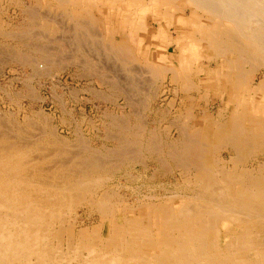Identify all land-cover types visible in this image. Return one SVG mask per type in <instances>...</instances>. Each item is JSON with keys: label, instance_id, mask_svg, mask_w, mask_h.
Segmentation results:
<instances>
[{"label": "bare ground", "instance_id": "6f19581e", "mask_svg": "<svg viewBox=\"0 0 264 264\" xmlns=\"http://www.w3.org/2000/svg\"><path fill=\"white\" fill-rule=\"evenodd\" d=\"M57 1L60 4L70 2V0H57ZM140 1H143V0H140ZM154 1H160V0H154ZM167 1L169 3H174V2L177 3L178 2L177 0H167ZM190 1H191V3H194L196 6H198V8L203 10L202 13L203 12L208 13L212 16V18H214V20L212 19L214 22V25L206 33L207 34L206 43L208 44L209 52H211V54L215 53L217 55V57H216L217 59L214 58L213 61H215V63H217L218 67L219 68L224 67V68L228 69L227 74L222 73V74H225V78H226V79L224 78L226 80L225 81L226 82L225 88L227 89L226 91H228V88L230 87L231 92L228 91L230 94L235 92V91L240 92L239 91L240 89L243 90V93H244V95L240 97L241 99L237 100V101H235L236 99L234 100L233 97H229V100L231 98L229 103H232V106L234 105V107H235L230 112L231 113L230 117H232V120L230 119V117H228L231 120V125H229V126L226 125V123H221L219 121L218 122L215 121L216 123H212V125L208 124V126L205 127V131H206L205 133L204 132L203 133L202 132H195L192 135H190L189 134L190 132H188L186 129L188 126L187 127L184 126L182 128V126L179 124L181 126V135L185 138V140L182 139V141H184L183 142V144H184L183 145V151L185 152L186 155L183 157L182 154L180 152L176 151L175 148L172 146V147H169V148H171L169 151V156L171 158H173L178 163V166L181 165L183 168L186 169L185 172L188 175V176H186V177H188L187 179L188 180L191 179L190 181L193 183V185L197 186L198 189H192V195H184V196L181 195V197H178L177 194H176L177 196H171L170 195L171 197H169V196L166 197L165 195H164L165 197L159 196L160 198L158 196H157L158 198L153 196L156 199L155 201H152V202L150 201L147 204H144L145 202L143 201L144 202V203H142L143 207H141V208L138 207V209L133 210V212H131L128 207L124 206L125 202H124L123 198L120 199V201L116 202V204H114L115 202L113 203V201H112V204H113V206H112L111 199L114 197V194H116V193L114 192V190L112 188L109 187V185L107 183V180H108L107 177H106V179H107L106 180V179H104V176L102 178V177H100L101 175H99L98 173L101 171H104L105 169H109L108 167L110 165L109 164L110 161L112 162V161H114V159H117V158H118V160L119 159L123 160L124 158L126 160V158H128L127 155L130 154V156H132V153L136 152L137 148H136V146H134L135 143L134 144L129 143L128 141L125 140L127 137L126 138L123 137V136H127L126 134L123 133L124 134V135H122L123 138H121V140H119L120 141L119 144L120 143H121V145L123 144L122 150L121 149L119 151L117 150V152L115 151L116 152L115 153L113 151L114 149L112 150L111 148L107 147V149H110V151L112 150V152L115 153V156H117L116 158H114L115 156L111 157L114 153L112 155H110L109 157H107V155H106V158H104L105 155L104 156L102 155L103 156L102 157L101 155L98 154L99 155L98 156L96 153H94L97 149L94 152L93 151H87V153H88L87 157L78 156V152L82 154L81 151H83L85 146L88 145L87 143L85 145L84 141H82L83 139H81L82 137L80 138V136L77 138H80L81 142H83V143H80L79 146H80V148L81 147H84V148L82 150H79L78 152H76L77 151V149H76V151L74 152L75 154L74 153L72 154V152L75 149H73V151H72L70 148V150L72 151L71 152L72 155L70 154L68 156V155H66V154H68L67 151H69L66 148L67 143L62 140L63 136L61 137V139L59 137H57L56 130L53 131L52 130L53 127L51 128L49 125L50 122H48V125L40 124L42 127H38V128L35 125L36 128L33 130L38 129L39 132L41 131L40 135L38 134L39 137L36 136L37 138H35L32 136L33 132H32V134L29 132L31 134V138L28 137V138H30V139H28L27 137H25L26 139H28L27 141H26V139L22 138L23 135L21 136L20 132L19 133L16 132L15 135H13L14 132L11 131V132H13V133H11L10 131H8L9 129L7 127L4 128V126H2L3 124H1V122H0V127H1L0 128V264H264V104L261 103V101L258 102L259 100H253V98H255L254 95H256V96L258 95L257 97L260 96L259 98H261V96L264 95V73L262 74L263 80H261L260 84H255L254 81L248 82V80L245 77V71H244L246 64H251L254 67H258L257 69L264 68V0H190ZM112 2H113V0H112ZM78 3H79V1H78ZM116 5H117V3H116ZM77 6H78V4H77ZM175 6H177V5H175ZM134 7H135V5H134ZM112 8H113V6H112ZM24 9H22V11ZM148 9H149V7H148ZM161 9H163V8H161ZM189 9H190V7H189ZM102 10H103V8H102ZM115 10H117V9L115 8ZM60 11H62V10H60ZM25 12H27L29 19L31 21L37 20L38 14H39L38 8L35 9L34 6H33V8L31 6H28V9L26 8ZM83 12H84V10H83ZM141 12H143V11H141ZM65 13L66 12H64L63 14H65ZM96 13H97V11H96ZM107 13H108V11H107ZM115 13H116V11H115ZM164 13H166V12H164ZM83 14L85 15V12ZM65 16L66 15H64V17ZM49 17H50V15H49ZM67 17H68V14H67ZM126 17H128V16L126 15ZM25 18H28V17H25ZM78 18L80 20L82 29H83V27H85L84 29H86V26H89V25H87L88 24L87 21L89 22V20H87V19H91V17L89 18L87 16H81L80 15ZM164 18H165V16H164ZM30 20H29V23H30ZM95 20H96V18H95ZM108 20H109V18H108ZM54 21H56V20H54ZM166 21H168V20H166ZM26 22H27V20H26ZM64 22H63V24H64ZM90 22H91V20H90ZM143 22H145V20H143ZM33 23L31 22V25H32V26L30 25L31 27H33V25H34ZM59 23H57V25ZM103 24H104V21H103ZM199 24L201 25V23H199ZM211 24H213V23H211ZM59 25L61 26V23ZM138 26H136L135 28H137ZM92 27L94 28L95 25L91 26V28ZM100 28L98 26V30H97L98 32H100L99 31ZM195 28H198V27L195 26ZM35 29H36V27H35ZM94 29H96V28H94ZM87 31H88V33L90 32V30H87ZM102 31H101V35H102ZM115 31H116V29H115ZM1 32H2V30H1ZM96 33H95V35H96ZM160 33H162V32H160ZM39 34H41V32ZM90 34H91V32H90ZM90 34L88 35V37L90 36ZM91 35L93 36V34H91ZM95 37L97 38L99 36H95ZM101 37H99L100 39H97V41L101 40V39L102 40L105 39V38L103 39ZM122 37H124V36H122ZM171 37L172 36H170V38ZM36 38H38V36ZM16 39H17V37H16ZM40 39H42V38H40ZM61 39H63V38H61ZM83 39H85V38H83ZM133 39H134V36H133ZM176 39L178 40V38H176ZM196 39H197V37H196ZM88 40L81 41V44L85 41L88 42ZM185 40H186V38H185ZM97 41L95 40V42H97ZM107 41H109V40H107ZM166 41H167V39H166ZM201 41H203V40H201ZM62 42H63V40H62ZM67 42H68V40H67ZM91 42H92V40H91ZM95 42H93L92 45L95 46ZM204 42H205V40H204ZM54 43H55V41H54ZM76 43H78V41ZM107 43L108 42H106V44ZM106 44L104 43V45H106ZM110 44H108V45H110ZM177 44H178V42H177ZM65 45H66V42H65ZM101 45L103 46V42ZM115 45H113V46L115 47ZM195 45L197 46L198 42ZM31 46L32 45H30L29 48ZM117 46H118V44H117ZM194 46L192 48H194ZM198 46L200 47V45H198ZM108 47H110L109 48L110 50H108ZM108 47L104 46L103 50L105 51L104 48H107L106 50H108V51H106V52H109V51L111 53L114 52L113 54H115V55L109 56L110 52L107 55L110 57V59L113 58L112 60L116 61V59H114V57L116 56L117 49L115 51L114 50L115 48H113L112 46H108ZM159 47H157V48H159ZM47 48H50V47H47ZM78 48H80V47L78 46ZM90 48H95V50H96V47H90ZM192 48H189L186 50L190 51ZM195 48H196L195 50L197 52L198 51L197 49H199V48L198 47H195ZM100 49H101V47H100ZM100 49H97V50H100ZM35 50L37 52H41L42 56L44 57L43 58L41 56L44 59V62H45V60L49 61L48 59L51 58V57L48 58V56H47L49 54V52L51 51V49L50 50L45 49V46H44V48H36ZM137 50H139V49H137ZM195 50H193V52H195ZM123 52H125V51H123ZM135 52H138V51H136V49H135ZM26 56H27V54H26ZM125 56H126V54L124 55V57ZM165 56H166V54L162 58H165ZM196 56H198V55H196ZM16 57H18V56H15V58ZM21 57L23 58L24 63H25V61H26L25 58L22 55L19 56L20 59H22ZM118 57H120V56L118 55ZM45 58H47V59H45ZM148 58H149V56H148ZM158 58H160V57H158ZM162 58H160V59H162ZM210 58H212V57H210ZM140 59H141V57H140ZM218 59H221V61H219ZM100 60H102V59H100ZM196 60H197V58H196ZM55 61H52L50 59L49 62H55ZM64 61H66V60H64ZM127 61H128V59H127ZM127 61H124V62L126 63ZM100 62H102V61H100ZM108 62H109V58H108ZM145 62H146V60H145ZM29 63H30V61H29ZM105 63H107V62H105ZM120 64H121V62H120ZM146 64H147V62H146ZM150 64H152V63L150 62ZM154 64H156V63H154ZM38 65H40V64H38ZM46 65H48V64H45V66ZM101 65H102V63H101ZM123 65L128 66V63L123 64ZM45 66H43V67L45 68ZM51 66L54 67V65H51ZM51 66H49V67L52 68ZM43 67H41V68H43ZM49 67H47L48 70L50 69ZM109 67H108V69H113V67L112 68H109ZM129 67L130 68L128 70L131 69V66H129ZM152 67L155 68V66H152ZM156 67L158 68V66H156ZM58 68H59V66H58ZM115 68H116V66H115ZM119 68H120V66H119ZM144 68H143V70H144ZM108 69H106V70H108ZM149 69L150 68H147V70H149ZM218 69H216V70L218 71ZM42 70H41V72L43 73L44 71H42ZM102 70H103V68H102ZM153 70H155V69H153ZM161 70L162 69H160V71ZM195 70H197V69H195ZM213 70H214V68H213ZM119 71H120V69H119ZM151 71H152V69H151ZM202 71H203V68H202ZM35 72H37V71H35ZM142 72H144V71H142ZM92 73H94V71ZM152 73H153V71H152ZM155 73L157 74L158 72L155 71L153 73V75H155ZM183 73H184V71H183ZM195 73H198V72H195ZM232 73H233V75H231ZM34 74H32V75H34ZM46 74H48V73L46 72ZM102 74H103V72H102ZM108 75L109 74H107V76ZM114 75L116 77V73ZM152 76L150 78H152ZM169 76L171 77V75H169ZM174 76H175V74H174ZM109 77L112 78L113 76H108L107 78L109 79ZM115 77H113L112 79L114 80ZM155 77H157V76H155ZM155 77L153 76V78H155ZM159 77L160 76L158 75L157 78H159ZM207 77H210L209 74ZM202 78H204V77H202ZM132 79H133V76H132ZM183 79H185V78H183ZM179 80H181V79H179ZM130 81L128 80V84ZM137 81H141V80H137ZM137 81H136V84L138 85L137 87H140V89H142L141 87L144 86L145 84L140 86V83H142V82L138 83ZM190 81H192V80H189V82ZM214 81H216V80H214ZM105 82H106V80H105ZM118 82L119 81L116 82L117 85H120L123 83L122 84V87H123L124 83H126V80H125V82L123 81L120 84H118ZM219 82H220V80H219ZM116 83H114L115 87H116ZM108 84H109V82H108ZM150 84H151V81H150ZM159 84H163L162 81ZM131 85H132V83H131ZM176 85H178V84H176ZM133 86L135 88L136 85L134 84ZM104 87H105V85H104ZM115 87H111V89H113ZM117 87H116V89H117ZM126 87H127V85L125 87H123V89L125 88L127 90L128 88H126ZM159 87H161V85ZM118 88H121V86ZM156 88H157V86L155 87V90L157 91ZM123 89L121 88V90H123ZM136 89H138V88H136ZM150 89H151V87H150ZM196 89H197V87H196ZM155 90H152V91H155ZM124 91L125 90H123V92ZM127 91H125V92L127 93ZM132 91H134V90H132ZM148 91L146 94L149 93ZM152 91H151V93H152ZM158 91L160 92V90H158ZM108 92H110V91H108ZM118 92H122V91L119 90ZM154 93H156V92H154ZM199 93H200V91H199ZM113 94H114V92H113ZM173 94H175V93H173ZM246 94H247V97L245 96ZM105 95L107 96V94H105ZM119 95H120V93H119ZM131 95L132 94H130V96ZM154 96H155V94H154ZM154 96H153V98L156 97V96L155 97ZM188 96L191 97L192 95L188 94ZM197 96H198V94H197ZM123 98H126V100L128 99L127 101H129V103H130L131 100H129V96H125ZM130 98H132V97H130ZM180 98H183V97H180ZM155 101H156V99H155ZM226 102L225 103L228 104V101H226ZM129 103H128V106H129ZM131 103H133V102H131ZM136 103H138V102H136ZM220 104H222V102ZM133 105H134V103H133ZM144 105L145 104H143V106ZM184 105L185 104H183V106ZM190 106L192 107V105H189L186 108H189V110H190ZM165 108H164V110H166L165 112H167L168 110ZM169 108H170V106H169ZM192 108H194V106ZM192 108H191V110H192ZM137 109H138V107H136L135 110H137ZM132 110H134V108L131 109V111ZM144 110H146V108ZM151 110H152V106H151ZM156 110H158V109H156ZM173 110H174V107H173ZM154 111H155V109H154ZM159 111H158V113H159ZM176 111H175V113H176ZM137 112H139V110L136 111L135 113H137ZM167 113H165V114H167ZM131 114H132V112H131ZM190 114H189V116H190ZM169 115H167V117ZM219 115H221V114H219ZM110 116L112 117L111 114H110ZM141 116L142 115L140 114V118H141ZM39 117H41V116H39ZM43 117L44 116H42L41 118L44 119ZM116 117L117 116L115 115V120L117 119ZM159 117H160V115H159ZM172 117L174 119V116H172ZM202 117H203V115H202ZM123 118H125V117L122 116L121 120H119V117H118L117 121H122ZM133 118L135 119V117H133ZM140 118H139V120H141L140 122H142L144 118L143 119H140ZM163 118H164V115H163ZM48 119H50V118H48ZM113 119H111V120H113ZM173 119H172V121H174ZM47 121H49V120L46 119V122ZM136 121H137V119H136ZM145 121L146 120H144L143 122H145ZM169 121H171V120H169ZM175 121H176V119H175ZM41 122H42V120H41ZM42 123H44V122H42ZM110 123H113V121ZM116 123H118V122H116ZM113 124H111V126ZM116 125H113V126L116 127ZM122 125H124V124H122ZM142 125L144 126V124H142ZM142 125L140 123V126H142ZM190 125H191V123H190ZM38 126H39V124H38ZM133 126L135 128L137 127L136 130H138L139 126H136L135 124H133ZM158 126L160 127V125H158ZM2 127L4 129H2ZM32 127H34V126L32 125ZM32 127H31V129H32ZM6 128L8 130H6ZM145 128H146V126H145ZM17 129H19V128H17ZM31 129H29V130H31ZM118 129H119V127H118ZM125 129H127V128H125ZM140 129L142 130V127L139 128V130ZM152 129H154V128H152ZM33 130H31V131H33ZM38 130L36 132L34 131L35 135H37ZM148 131H150V130H148ZM107 132L109 133V130H107ZM111 132H113V131H111ZM133 132H136V131H133ZM154 132H155V130H154ZM154 132L152 131L151 135H153ZM24 133H25V131H24ZM156 133H158V132H156ZM27 134L28 133H26V135ZM133 134L134 133H132L130 137H132ZM142 134L139 135V137L142 138L144 136V134L143 135ZM177 134H178V132H177ZM109 135L110 134H108L106 136L108 137ZM113 135L112 136L114 138L115 134H113ZM116 135H117V133H116ZM118 135L120 136L119 133H118ZM156 135H155V137H156ZM119 136H117V138ZM134 136H135V134H134ZM136 136H138V134H136ZM110 137H111V135H110ZM77 138H76V140L78 141ZM80 139H79V141H80ZM123 139L125 140V143H124ZM131 139H133L134 142L137 141V139L135 141L134 137ZM146 139L147 138L145 137V140ZM23 140H25V141H23ZM64 140H66V138ZM148 140H150V139H148ZM158 140H160V138ZM152 141H153L152 149H154L156 151L158 150L159 152L161 150V152H162V150L164 148L163 149L161 148L160 150L158 149V148H160L159 147L160 142L157 146L156 141L154 139ZM209 141L210 142L215 141L218 145L219 144L224 145L225 148L227 149L226 150L227 154H228L227 158L207 159V161H206L205 157L207 156V153H208L207 146L210 145ZM126 143H128L127 146H126ZM141 143H144V142H141ZM141 143L139 144V147H140V145H142ZM146 143H147V141H146ZM169 143H171L170 145H173L172 144L173 142H169ZM200 143L201 144L205 143L206 149H203L202 146L199 145ZM81 144H84L85 146H83V145L81 146ZM136 145H138V144L136 143ZM88 146L86 148L90 149L91 147H88ZM145 146H146V144H145ZM160 146H161V144H160ZM75 147L77 148L78 144L76 146H74V148ZM139 147H138V149H139ZM146 147H144V148H146ZM150 148H151V146H150ZM150 148H148V149H150ZM99 150L100 149H98V151ZM102 153L103 152H101V154ZM126 153H127V155H126ZM65 155L68 156V158H66ZM158 155L159 154H157V156ZM208 155H209V153H208ZM110 157L112 160H109ZM144 157H146V156H144ZM247 157H250V159L255 158L252 162L253 163L254 162L255 163L260 162V163H262V165H257L258 166L257 168H249L248 163H250V161H248L246 159ZM132 158H134V157L132 156ZM135 158H136V156H135ZM157 158L160 159L159 157H156V160H157ZM258 158H262L261 161L258 160ZM141 159H142V157H141ZM122 160H119V161L122 163L123 162ZM140 162L142 163V161H140ZM156 162H158V161H156ZM137 163H139V162H137ZM166 163H167V161H166ZM164 165H168V164H164ZM170 165H168L169 169L171 168ZM111 166L113 167V165H110V168H111ZM141 167H142V165H141ZM163 167L165 168L166 166H163ZM254 169H255V173H254ZM106 173H108V171ZM97 174H98V176H97ZM106 175L107 174H105V176ZM183 176H185V175H183ZM152 177H154V176H152ZM119 184H120V182H119ZM190 186H192V185L190 184ZM143 197H145V196H143ZM151 197L152 196L150 195V198ZM116 199H118V198H116ZM124 199H126V198H124ZM165 199H167V200H165ZM138 200L139 199H137V201ZM140 201H142V200L140 199ZM135 202H136V200H135ZM80 203H82V204L87 203L89 206H91L93 209H95L99 213V219L98 220H100V222H101V225L99 226L100 228L97 227V229H93V230H89V229L80 230V229H78V223H79L78 218L79 217L77 216L78 214L76 212V206ZM133 203H130V204L132 205ZM92 208H90V209H92ZM74 209H75L76 213L74 214V218H72V216H73L72 214L74 212ZM131 215H133L134 218H129ZM65 218L68 219L67 222H66ZM221 223H224V224H222L225 227L223 230L221 228H219V226H218ZM102 226H103V228H102ZM240 229H245V230H240ZM213 232L216 233V238L211 240L210 235L213 234ZM253 235L256 236V239H254Z\"/></svg>", "mask_w": 264, "mask_h": 264}, {"label": "rangeland", "instance_id": "374dc122", "mask_svg": "<svg viewBox=\"0 0 264 264\" xmlns=\"http://www.w3.org/2000/svg\"><path fill=\"white\" fill-rule=\"evenodd\" d=\"M56 1L55 0H0V16H1L0 17V29L2 30V32L0 30V33H1L0 34V58H1L0 59V122H1V124H3L2 126H4V128L7 127L9 130L7 128H6V130H8L10 132L13 131L14 133L11 132V133H13V135H15L16 132L17 133L20 132L21 136L22 135L24 136V137L22 136V138L26 139L25 137L31 138L32 132H33V135H32L33 137H35V138L39 137L41 131L39 132L38 129H36V130H33V129H35L36 126H37V128L42 127L40 124L48 125V122H50L49 125L51 128L53 127L52 128L53 131L56 130L57 137H59L60 139L62 136L64 139L66 138V140H64L63 138H62V140L67 143L66 148L69 151H67L68 154H66V155H68V156L71 154L73 149H75V150L72 152V154L76 151V149H77L76 152H78L79 150H82L84 148V147L80 148V146H79L80 143H83V142H81V139H83L82 141H84L85 145L87 143L89 146L88 145L85 146L84 144H81V146L83 145V146H85V148L83 151H81L82 154L78 152V156L87 157V154H88L87 151H93L94 152L97 149L94 153H96L97 155L99 154L101 156L105 155L104 158H106V155H107V157H109L115 151L117 152V150L118 151L120 149L122 150L123 144L122 145H121V143L119 144V142H120L119 140H121V138H123V137L124 138L127 137L128 139L126 138L125 140L128 141L129 143H132V144L135 143L134 146H136V148H137L136 152H134L135 154L136 153L137 154L135 155L134 153H132V156L134 158H132V156H130V154L127 155V153H126L128 158H126V160H125V158L123 160L119 159V160L123 161L121 163L118 160V158L114 159L117 157V156H115V153H116L115 152L111 156V157L115 156L113 158L114 161H112L113 163L111 161H110L111 163L109 162V164L113 165V167L111 166V168H110V165H109V167H108L109 169H105L104 171H101L98 174L101 175L100 177H102V178L104 176V179H106V177H107L108 180L107 179L106 180H107L109 187L112 188L116 194L118 193L117 195L113 193L115 198L113 197L114 199L113 198L111 199V204H112V201H113V203L115 202L114 204H116V202L120 201V199L123 198V200L125 202L124 206L128 207L131 212H133V210H137L138 207L139 208L143 207L142 203H144V202H145L144 204H147L150 201L151 202L155 201L156 199L154 197H156V198H158L159 196L160 197H165V196L171 197V196H177V195H178V197H181V195H183V196L184 195H192V189H198V187L193 185V183L190 181L191 179H189V180L187 179L188 177H186V176H188V175L185 172L186 169L183 168L181 165L178 166V163L173 158H171L169 156V151L171 149L169 147L173 146L176 151H178L182 154L183 157L186 155L185 152L183 151V145H184L183 142L184 141H182V139L185 140V138L181 135V126H182V128L184 126L185 127L188 126L186 129L188 132H190L189 134L192 135L195 132H202V133L204 132L205 133L206 132L205 127H207L208 124L212 125V123H216L218 121L221 123H226V125H228V126L231 125L232 117H230V115H231L230 112L235 107H234V105L232 106V103H229L231 100V98L229 100V97H233V99L234 100L236 99L235 101H237V100H240L241 99L240 97L244 95L243 90H241V89L239 90L240 92L235 91V92L231 93L232 95L229 93V92H231L230 87L228 88L229 92L226 91L227 89L225 88V85H226L225 74L228 73V69L224 68V67L219 68L217 63H215V61H213V59L216 58L217 55L215 53L211 54V52H209L208 44L206 43V36H207L206 33L214 25V22H213L214 18H212V16L208 13H205V12L202 13L203 10L198 8V6H196L194 3H191L190 0H177L178 1L177 3L176 2L169 3L167 0H160V1H154V0H148V1L147 0H143V1H140V0H113V2H112V0H74V1L70 0V2L62 3V4H60L58 1L57 2ZM78 1L80 4L78 3ZM115 2L117 3V5ZM77 4H78V6H77ZM134 5H135V7H134ZM175 5H177V6H175ZM28 6H31L32 8L34 6L35 9L38 8L39 14H38L37 20L31 21L29 19L27 12H25L26 8L28 9ZM112 6H113V8H112ZM148 7H149V9H148ZM189 7H190V9H189ZM102 8H103V10H102ZM115 8L117 10H115ZM161 8H163V9H161ZM22 9H24V10L22 11ZM60 10H62V11H60ZM83 10L85 12V15L83 14L84 13ZM96 11H97V13H96ZM107 11H108V13H107ZM115 11H116V13H115ZM141 11H143V12H141ZM64 12H66L68 14L69 18L67 17L66 13L63 14ZM164 12H166L167 14ZM49 15H50V17H49ZM64 15H66V16L64 17ZM80 15L81 16H87L89 18L91 17V19H87V20H89V22L87 21V23H88L87 25H89V26H86V29H84L85 27H83V29H82L80 20L78 18ZM126 15L128 17H126ZM164 16L166 19L164 18ZM25 17H28V18H25ZM95 18H96V20H95ZM108 18H109V20H108ZM28 19L30 20V23H29ZM53 19L56 21H54ZM26 20H27V22H26ZM90 20L92 23L90 22ZM143 20H145V22H143ZM166 20H168V21H166ZM103 21H104V24H103ZM31 22L32 23L34 22L33 27H31L32 26ZM59 22L61 23V26L59 25L60 24ZM63 22H64V24H63ZM57 23H59V24L57 25ZM199 23H201V25ZM211 23H213V24H211ZM90 25L91 26L95 25L94 28H96V29H94L93 27L91 28ZM98 26H99V28L101 27L100 28L101 30L99 29L100 32L97 31ZM136 26H138L139 28L138 27L135 28ZM195 26L198 28H195ZM35 27H36V29H35ZM115 29L117 32L115 31ZM87 30H90V32H91V34H93V36L90 34V32L88 33ZM101 31H102V35H101ZM40 32H41V34H39ZM160 32H162V33H160ZM95 33H96V35H95ZM89 34L91 37L90 36L88 37ZM37 36H38V38H36ZM95 36H99V37H101L103 39L105 38V39L104 40L101 39L102 41L101 40L97 41V39H100V38L99 37L96 38ZM122 36H124V37H122ZM133 36H134V39H133ZM170 36H172V37L170 38ZM16 37H17V39H16ZM196 37H197V39H196ZM40 38H42V39H40ZM61 38H63V39H61ZM83 38H85V39H83ZM176 38H178V40ZM185 38H186V40H185ZM166 39H167V41H166ZM58 40L59 41L61 40L60 41L61 43ZM62 40H63V42H62ZM67 40H68V42H67ZM83 40H88V42L85 41L81 44V41H83ZM91 40H92V42H91ZM95 40L97 42H95ZM107 40H109L110 42ZM201 40H203V41H201ZM204 40H205V42H204ZM54 41H55V43H54ZM77 41H78V43H76ZM105 41L108 43L106 44ZM65 42H66V45H65ZM93 42H95V46L92 45ZM102 42H103V46L101 45ZM177 42H178V44H177ZM197 42L201 48L198 45L197 46L195 45ZM104 43L106 45H104ZM108 44H110V45H108ZM117 44H118V46H117ZM30 45H32V46L29 48ZM113 45H115V47ZM44 46H45V49H49V50L51 49L50 52L47 50L49 52V54L47 56H48V58L51 57L50 59L52 61L56 60L55 61L56 63L55 62H49L50 59H48L49 61L45 60V62H44V59H43L44 57L42 56L41 52H37L35 50L36 48H44ZM46 46L50 47V48H47ZM78 46L80 48H78ZM104 46H106V47L112 46L113 48H115L114 49L115 51L117 49L116 56L114 57V59H116L117 62L115 60H112L113 58L110 59V57H109V56L115 55V54H113L114 52L111 53L109 51L110 54H109V56L107 55L109 52H106V51L110 50L109 49L110 47H108V50H106L107 48H104L105 49V51H104L103 50ZM193 46H194V48H192ZM90 47H96V50L100 49V47H101V49L97 50L98 51L97 52L95 50V48H90ZM157 47H159V48H157ZM195 47L199 48V49H197L198 50L197 52L195 50L196 49ZM189 48H192L193 50H195V52H193L192 49L190 51L186 50ZM135 49L138 52H135ZM137 49H139V50H137ZM123 51H125V52H123ZM124 53L126 54L125 57H124V55H125ZM26 54H27V56H26ZM165 54H166L165 58H162V57H164ZM21 55L25 58V60H26L25 63H24V60L22 57H21L22 59L19 58V56H21ZM118 55L121 58L118 57ZM196 55H198V56H196ZM15 56H18V57L15 58ZM148 56H149V58H148ZM140 57H141V59H140ZM158 57L162 58L163 60L158 58ZM210 57H212V58H210ZM108 58H109V62H108ZM196 58H197V60H196ZM45 59H47V58H45ZM100 59H102V60H100ZM127 59H128V61H127ZM28 60L30 61V63ZM64 60H66V61H64ZM99 60L102 62H100ZM145 60H146L147 64H146ZM218 60L221 61V59H218ZM124 61H127L126 63H128V66L123 65V64H126ZM105 62H107V63H105ZM120 62H121V64H120ZM150 62L153 65L150 64ZM44 63L48 64V65H46L47 67H49L51 65H54V67L51 66L52 68L49 67L50 69L48 70ZM101 63H102V65H101ZM154 63H156V64H154ZM38 64H40V65H38ZM40 66L41 67L45 66V68L43 67L44 68L43 69ZM58 66H59V68H58ZM115 66H116V68H115ZM119 66H120V68H119ZM129 66H131L132 70L131 69L128 70L130 68ZM152 66H155V68H153ZM156 66H158V68ZM108 67L109 68L113 67V69H108ZM142 67L143 68L145 67L144 70ZM102 68H103V70H102ZM147 68H150V69L147 70ZM159 68L162 70L160 71ZM202 68H203V71H202ZM213 68H214V70H213ZM257 68L258 67H254L251 64L245 65V68H244L245 77L248 80V82L254 81L255 84H260L261 80H263L262 74L264 73V68H259V69H257ZM106 69H108V70H106ZM119 69H120V71H119ZM151 69H152L153 73L155 71H157L158 73L157 74L155 73V75H153ZM153 69H155V70H153ZM195 69H197V70H195ZM216 69H218V71ZM41 70L44 71L43 72L44 74L41 72ZM112 70L116 73V77L118 76L119 78L115 77V75H114L115 73ZM180 70L181 71L183 70L184 73H183V71L181 72ZM35 71H37V72H35ZM93 71H94V73H92ZM142 71H144V72H142ZM46 72L48 74H46ZM102 72H103V74H102ZM195 72H198V73H195ZM207 73L209 74L210 77H207L208 76ZM222 73H225V74H222ZM32 74H34V75H32ZM107 74H109L108 76L115 77L114 80L112 79L113 77L112 78L109 77V79H108ZM174 74H175V76H174ZM152 75L154 77L155 76L158 77V75H159L160 77L159 78H157V77L153 78ZM169 75H171V77ZM231 75H233V73ZM132 76H133V79H132ZM151 76H152V78H150ZM202 77H204V78H202ZM183 78H185V79H183ZM179 79H181V80H179ZM105 80H106V82H105ZM122 80L124 82L126 80V83H124L123 87H125L127 85L126 88H128L127 89L128 91L125 88L123 89V87H122L123 81ZM128 80L129 81L131 80L129 82V84H128ZM135 80L136 81L141 80V81H137L138 83L142 82V83H140V86L145 84L144 86L141 87L142 89H140V87H137L138 85L136 84ZM189 80H192V81L189 82ZM214 80H216V81H214ZM219 80H220V82H219ZM117 81H119L118 84H120V83H122V84L117 85V83H116ZM150 81H151V84H150ZM161 81L163 84H159V83H161ZM108 82H109V84H108ZM114 83H116V87L121 86V88L123 90L127 91V93L129 92L132 95L130 96L129 93L127 94L125 91L123 92V90H121V88L117 87V89H118L117 90L116 87L114 86ZM131 83H132V85H131ZM134 84L136 85L135 88L133 86ZM176 84H178V85H176ZM104 85H105V87H104ZM160 85H161V87H159ZM156 86H157V88H156L157 91L160 90V92L159 91L157 92L155 90ZM195 86L197 87V89ZM111 87H115V88L111 89ZM150 87H151V89H150ZM136 88H138V89H136ZM119 90L122 92H118ZM132 90H134L135 92ZM152 90H155V91H152ZM198 90L200 91V93ZM108 91H110V92H108ZM147 91L149 92L148 94H146ZM151 91H152V93H151ZM113 92H114V94H113ZM154 92H156V93H154ZM119 93H120V95H119ZM153 93L155 94L156 97L154 96ZM173 93H175L176 95ZM105 94H107V96ZM188 94L192 95L193 97L188 96ZM197 94H198V96H197ZM122 96L123 97L129 96V100H131L130 103L133 102L134 105H133V103L130 104L129 101H127L128 99L126 100L127 97L123 98ZM153 96L155 98H153ZM245 96L247 97V94ZM257 96L254 95L255 98H253V100H259L258 102L261 101V103L264 104V100H263L264 95H262L261 98H259L260 96L259 97H257ZM130 97H132V98H130ZM180 97H183V98H180ZM155 99H156V101H155ZM226 101H228V104H226L227 103ZM136 102H138V103H136ZM221 102H222V104H220ZM128 103H129V106H128ZM143 104H145V105L143 106ZM183 104H185V105L183 106ZM189 105H192V107L194 106V108H192L190 106V110H189V108H186ZM151 106H152V110H151ZM169 106H170V108H169ZM132 107L134 108V110L136 109V107H138V109L135 111L134 110L131 111V109H133ZM173 107H174V110H173ZM145 108H146V110H144ZM164 108L167 109L169 112L168 111H167L168 113L165 112L166 110H164ZM191 108L193 111L191 110ZM154 109H155V111H154ZM156 109H158V110H156ZM138 110L140 113L139 112L135 113ZM158 111H159V113H158ZM175 111H176V113H175ZM131 112H132V114L134 113L135 115L134 114L132 115ZM164 112L167 114H165ZM110 114L112 115V117L114 119L110 116ZM140 114L142 115L141 118H140ZM189 114H190V116H189ZM219 114H221L222 116ZM38 115L41 117L44 116L43 118L44 119L46 118L49 121L46 122V119L44 120L41 117H39ZM115 115L117 116L116 117L117 119L119 117V120H121L122 116H124L126 119L123 118L122 121H117V119L115 120ZM159 115H160V117H159ZM163 115H164V118H163ZM167 115H169V116L167 117ZM202 115H203V117H202ZM132 116L135 117V119ZM172 116H174V119ZM228 117H230L231 120ZM48 118H50V119H48ZM139 118L140 119L144 118L143 121L144 120H146V121L140 122L141 120H139ZM40 119L44 123H42ZM111 119H113V120H111ZM136 119H137V121H136ZM172 119L174 121H172ZM175 119H176V121H175ZM169 120H171L172 122ZM112 121L114 124L110 123ZM116 122H118V123H116ZM139 122L141 123V125L144 124V126L143 125L140 126ZM190 123H191V125H190ZM38 124H39V126H38ZM111 124H113V125L117 124V125L115 127L113 125L111 126ZM122 124H124V125H122ZM133 124H135L136 126H139V128L142 127V130L141 129L139 130V128H138V130H136L137 127L135 128L133 126ZM32 125L34 127H32ZM158 125H160V127ZM117 126L119 127V129ZM145 126L147 129L145 128ZM31 127H32V129H31ZM4 128L2 127V129H4ZM17 128H19V129H17ZM125 128H127V129H125ZM152 128H154V129H152ZM29 129H31L33 131H31ZM37 130H38L37 135H35L34 133ZM107 130H109V133L107 132ZM148 130H150L151 132ZM154 130H155V132H154ZM24 131H25V133H24ZM111 131H113V132H111ZM133 131H136V132H133ZM152 131L154 132L153 135H151ZM156 132H158V133H156ZM177 132H178V134H177ZM26 133H28V134L26 135ZM116 133H117V135H116ZM118 133L120 134V136L118 135ZM123 133L126 134L127 136L122 137V135H124ZM132 133H134L135 136L133 134L132 137H130ZM142 133L144 134V136L141 138V137H139V135H141ZM108 134H110L111 137H110V135L107 137L106 135H108ZM113 134H115L114 138H113V136H114ZM136 134H138V136H136ZM154 134L156 135V137ZM79 136H80V138L81 137L82 138L81 139L77 138ZM117 136H119L120 138L118 137L119 138L118 139ZM133 137H134L135 141L137 139L136 142H134L133 139H131ZM145 137L147 138L146 140H145ZM30 138H28V139H30ZM76 138L78 139V141L76 140ZM157 138L158 139L160 138V140H158ZM28 139H26V141ZM79 139H80V141H79ZM148 139H150V140H148ZM153 139L156 141L157 146L160 142L161 146L159 144L160 148H158V149L160 150L161 148L162 149L164 148L162 150L163 153L161 152V150L159 152L158 150L156 151V150L152 149V144H153L152 140ZM125 140H124V143H125ZM23 141H25V140H23ZM138 141L140 143L144 142L147 147L145 146L144 143H141L142 145H140V147H139L140 143ZM146 141H147V143H146ZM168 141L173 142L172 143L173 145H170L171 143H169ZM136 143L138 145H136ZM77 144H78V147L74 148V146H76ZM127 144L128 143H126V146H127ZM203 144L200 143L199 145L202 146L203 149H206L205 143H203ZM217 145L218 144L215 141H211L210 145L207 146V148H208L207 151H208L209 155L207 153V156L205 157L206 161H207V159L227 158L228 154H227V151H226L227 149L225 148V146L222 144H219L218 146ZM87 146L91 147V148L87 149L86 148ZM150 146H151V148H150ZM107 147L111 148L112 150L114 149L113 150L114 152H112V150L110 151V149H107ZM138 147H139V149H138ZM144 147H146V148H144ZM70 148L72 151L70 150ZM148 148H150L153 152ZM98 149H100V150L98 151ZM101 152H103V153L101 154ZM133 154L136 156V158ZM157 154H159V155L157 156ZM68 156H66V158H68ZM140 156L142 157L143 160L141 159ZM144 156H146V157H144ZM111 157L109 158V160H112ZM156 157H159L160 159L157 158V160H156ZM246 159L248 161H250V163H248L249 168H257L258 167L257 165H262V163H260V162H257V163L254 162L253 163L252 161L255 158L250 159V157H247ZM261 159L262 158H258V160H260V161H261ZM139 160L142 161L143 164ZM156 161H158V162H156ZM166 161H167V163H166ZM137 162H139V163H137ZM164 164H168V165L171 164L170 165L171 168L169 169V166L164 165ZM141 165H142V167H141ZM163 166H166V167L164 168ZM107 171H108V173H106ZM254 173H255V169H254ZM98 174H97V176H98ZM105 174H107V175L105 176ZM183 175H185V176H183ZM152 176H154V177H152ZM119 182H120V184H119ZM190 184L192 186H190ZM150 195L152 196L151 198H150ZM143 196H145V197H143ZM116 198H118V199H116ZM124 198H126V199H124ZM137 199H139V200L137 201ZM140 199L142 201H140ZM135 200H136V202H135ZM165 200H167V199H165ZM129 202L130 203L134 202V203L131 205ZM112 206H113V204H112ZM90 208H92V207L89 206L87 203H83V204L80 203L76 206V212L78 214L77 216L79 217L78 218V220H79L78 229H80V230H83V229L93 230V229H97V227L100 228L99 226L101 225V222H100V220H98L99 219V213L95 209H93V208L90 209ZM76 212L74 209V212L72 214L73 215L72 218H74V214ZM129 218H134V216L131 215ZM65 220L67 222L68 219L65 218ZM222 224H224V223H221L218 226H219V228H221L223 230L225 227ZM102 228H103V226H102ZM240 230H245V229H240ZM253 237H254V239H256L255 235H253ZM210 238H211V240L215 239L216 233L213 232V234L210 235Z\"/></svg>", "mask_w": 264, "mask_h": 264}]
</instances>
